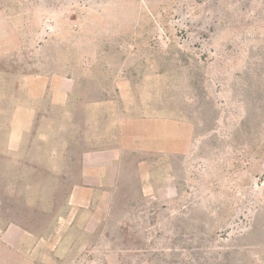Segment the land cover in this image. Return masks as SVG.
Returning <instances> with one entry per match:
<instances>
[{"label":"rangeland","instance_id":"rangeland-1","mask_svg":"<svg viewBox=\"0 0 264 264\" xmlns=\"http://www.w3.org/2000/svg\"><path fill=\"white\" fill-rule=\"evenodd\" d=\"M32 78L75 88L8 153ZM116 117L161 150L126 149L112 187L68 206L81 151L115 145ZM9 221L31 233L0 237V264H264V0H0Z\"/></svg>","mask_w":264,"mask_h":264},{"label":"crops","instance_id":"crops-1","mask_svg":"<svg viewBox=\"0 0 264 264\" xmlns=\"http://www.w3.org/2000/svg\"><path fill=\"white\" fill-rule=\"evenodd\" d=\"M73 82L68 78L51 81L46 78H32L26 88V99L17 102L9 118L4 150L8 153L19 152L27 133L34 129L37 116L44 104L66 105L69 95L74 91ZM118 128V142L104 148H93L81 151L79 156L80 180L73 184L67 195L68 206L90 208L96 199L95 194L102 192L103 186L112 187L120 168V159L127 150L159 152V131L152 133L151 144L147 143L143 129L144 120L120 119L113 120ZM129 148V149H128ZM144 161H140L142 165ZM140 167V166H139ZM142 177L143 174L141 173ZM92 214H89V218ZM31 232L20 224L9 221L0 228V237L7 240L12 236L16 242L24 239Z\"/></svg>","mask_w":264,"mask_h":264}]
</instances>
